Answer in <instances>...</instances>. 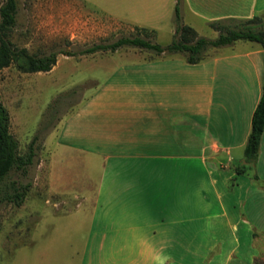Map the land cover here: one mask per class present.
Segmentation results:
<instances>
[{
  "label": "crops",
  "instance_id": "obj_1",
  "mask_svg": "<svg viewBox=\"0 0 264 264\" xmlns=\"http://www.w3.org/2000/svg\"><path fill=\"white\" fill-rule=\"evenodd\" d=\"M180 9L209 28L264 16V0H182ZM237 42L248 46L216 48L193 65L180 54H132L56 128L50 184L65 159L97 175L74 205L95 264H253L264 243V130L254 164L243 151L264 49Z\"/></svg>",
  "mask_w": 264,
  "mask_h": 264
},
{
  "label": "rangeland",
  "instance_id": "obj_2",
  "mask_svg": "<svg viewBox=\"0 0 264 264\" xmlns=\"http://www.w3.org/2000/svg\"><path fill=\"white\" fill-rule=\"evenodd\" d=\"M3 3L0 0V7ZM16 6L11 42L38 56L55 53L56 64L46 73H21L13 66L0 70V102L9 114V132L18 142L19 153L24 154L33 136L39 135L36 157L27 172H11L0 184L2 193L10 192L12 182L16 187L29 185L20 206L0 202V264H88L91 260L95 264L97 257L84 251L85 243L91 240L87 224L74 215V205L90 196L83 187L91 180L97 181V175L94 171L86 176L81 160L73 164L74 159H65L58 165L65 170L64 177L50 184L48 158L52 152L58 154L56 128L119 62L132 54L154 53L132 47L115 53H79L123 37L169 45L175 38L176 0H16ZM178 9L180 14L182 9ZM181 23L192 26L199 37L215 40L218 36L213 28L188 16H183ZM223 24L264 32V19ZM132 26H154L157 30L153 36ZM234 44L241 49L248 46L243 42ZM215 49L208 48L203 59ZM227 50H231L229 46L224 47ZM235 154L242 158V154ZM61 199L70 205L56 204ZM238 210L241 208L236 207ZM257 248L260 253L253 264H264V243H258ZM186 264L195 263L188 259Z\"/></svg>",
  "mask_w": 264,
  "mask_h": 264
},
{
  "label": "trees",
  "instance_id": "obj_3",
  "mask_svg": "<svg viewBox=\"0 0 264 264\" xmlns=\"http://www.w3.org/2000/svg\"><path fill=\"white\" fill-rule=\"evenodd\" d=\"M182 0H176L174 9L175 38L173 41L162 47L155 43L139 37L119 38L108 45H95L83 50L79 55H91L98 52L115 53L120 48L132 47L141 50L151 51L156 55L180 54L184 56L190 65L197 64L203 60L204 53L208 48H220L230 46L237 41H247L258 44L264 49V32H253L249 29L231 28L224 25V22L238 21L244 23L261 22L264 16H256L249 20H229L210 22L208 26L218 32L215 40L199 37L189 26L181 23L178 6ZM17 6L16 0H4L0 7V70L13 66L21 73H46L56 64V54L49 53L38 56L30 53L26 48L18 47L9 39L16 24ZM66 56L74 54L65 53ZM264 130V81L259 102L252 114L250 132L247 137L243 156L246 164H254L258 156L261 136ZM39 135L36 134L31 139L24 154L19 153L17 140L9 132V114L0 102V184L9 176L11 172L25 174L27 169L33 164L36 157V142ZM244 168L238 171L243 173ZM29 185L15 186L11 183L10 192L2 193L0 189V202L12 203L20 206L23 202Z\"/></svg>",
  "mask_w": 264,
  "mask_h": 264
}]
</instances>
